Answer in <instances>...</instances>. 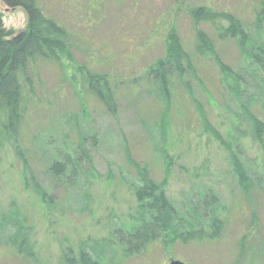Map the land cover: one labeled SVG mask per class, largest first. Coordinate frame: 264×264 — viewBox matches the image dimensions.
I'll list each match as a JSON object with an SVG mask.
<instances>
[{
  "label": "rangeland",
  "instance_id": "374dc122",
  "mask_svg": "<svg viewBox=\"0 0 264 264\" xmlns=\"http://www.w3.org/2000/svg\"><path fill=\"white\" fill-rule=\"evenodd\" d=\"M40 1L45 13L71 32L72 52L60 62L31 65L32 101L19 137L8 143L0 164V264H58L69 248L77 254L82 244L102 247L117 229L137 221L140 171L164 186L182 217L197 214L203 220L202 212L191 208L200 191L214 190L225 228L215 241L157 240L131 257L119 245L116 255L105 247L99 251L104 262L113 257L111 264H168L172 259L264 264V200L255 199V181V194L246 200L231 161L235 152L248 176L264 179V147L244 113L248 109L264 124V71L236 38L218 39L209 24L195 26L191 15L204 2L219 8L228 4L251 23V34L264 36V26L253 27L251 10L233 0ZM0 13L7 29H26L22 9L0 0ZM174 31L181 45L170 49ZM197 31L207 34L215 52L196 51ZM169 51L180 55L182 68L170 75L165 99L149 71ZM91 73L108 77L113 110L89 89ZM239 122L245 135L235 128ZM81 141L90 161L56 178L52 164L68 152L73 155ZM200 166L207 174L194 178L192 171ZM40 191L47 193L44 204ZM252 229L259 233L242 247Z\"/></svg>",
  "mask_w": 264,
  "mask_h": 264
},
{
  "label": "trees",
  "instance_id": "16d2710c",
  "mask_svg": "<svg viewBox=\"0 0 264 264\" xmlns=\"http://www.w3.org/2000/svg\"><path fill=\"white\" fill-rule=\"evenodd\" d=\"M233 1L241 2L246 9L251 10L252 14L255 15L252 22L253 27L258 30L262 29L264 26V0H254V3L250 4L244 3L245 0ZM2 2L9 8L22 9L27 17V25L26 29L15 33L12 29L5 27L3 14L0 13V164L8 143L19 137L22 120L32 101L31 65L39 60L51 63L60 62L63 55H69L72 52L71 32L45 13L40 0H2ZM229 7L226 4V6L219 8L212 3L204 2V6H199L191 11L195 26L200 25L201 22L209 24L220 40L236 38L242 51L250 56L253 63L264 71V36L251 34L249 31L251 23L247 21V18L237 16ZM170 37H173L172 42H170V49L181 45V38L175 31L170 34ZM195 46L196 51L201 54L213 52V50L215 52L213 41L207 34L203 36L200 31L196 32ZM221 63L223 64V62ZM181 68L180 55H174L171 51H169V56L166 59L160 60L156 66L150 68L149 74L154 75L165 99L170 91L168 87L170 75L173 71L178 73ZM187 68L194 72L192 62L187 63ZM87 82L93 95L113 110L114 96L108 77L91 73L90 76H87ZM245 110L244 113L250 120L257 142L264 147V124L248 109ZM204 124L207 126L205 117ZM240 125L239 122L235 128L240 131L239 133L245 135L246 131L241 130ZM216 137L220 139L219 134H216ZM241 137L235 138L240 140ZM17 148L16 146V151L21 154V150ZM74 151L73 155L68 152L64 156L62 155V160L52 164L51 171L56 178L67 177L74 173L76 166L81 167L85 161H90L91 157L82 145V141ZM231 156L233 171L246 200H249L248 196L251 197L255 194L252 189L253 181H255L256 186H259L255 199L264 200V179H260L257 175L248 176L247 169L237 154L231 152ZM192 174L194 178H203L206 176L207 170L204 166L196 167ZM256 174L260 173L256 172ZM140 176L143 185L135 190L140 209L135 217L137 221H133L124 229H117L114 237L105 240V245L100 243L103 245L102 247H95V249L91 247L90 249L86 244H82L79 246L77 254L69 248L68 253L64 251L61 254L58 264H111L113 257H108V260L104 262L99 255V251L105 247H107L105 250H112L116 255L115 249L119 245L124 252L123 254L131 257L142 253L149 244L157 240H162L164 244H168V242L188 244L203 240L215 241L219 238L225 228L226 220L224 213L221 212V207H219L220 199L214 190L200 191L198 201H195V206L191 208L192 211L199 210L202 212L203 220L197 214L192 217L188 215L182 217L179 215V210L168 198L162 184L148 178L145 171H140ZM40 193L44 204L47 201L45 199L47 193L45 191H40ZM260 206L264 211V202H260ZM253 207L255 209L254 204ZM261 207L259 208L261 209ZM255 210L257 213V208ZM251 223L256 226L257 220L253 219ZM252 230L248 231L250 232L249 235H247L248 232L244 235L242 247L245 246L246 239H252L259 233L256 231L257 229ZM22 238V242L26 241L25 237ZM257 245L261 247L263 242ZM244 264L248 263L244 262Z\"/></svg>",
  "mask_w": 264,
  "mask_h": 264
},
{
  "label": "water",
  "instance_id": "95a60500",
  "mask_svg": "<svg viewBox=\"0 0 264 264\" xmlns=\"http://www.w3.org/2000/svg\"><path fill=\"white\" fill-rule=\"evenodd\" d=\"M168 264H186V263L181 260L172 259Z\"/></svg>",
  "mask_w": 264,
  "mask_h": 264
}]
</instances>
